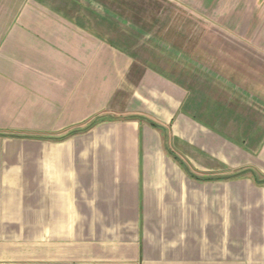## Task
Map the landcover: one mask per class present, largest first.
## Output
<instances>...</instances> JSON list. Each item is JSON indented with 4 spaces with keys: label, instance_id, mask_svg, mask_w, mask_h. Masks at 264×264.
Wrapping results in <instances>:
<instances>
[{
    "label": "crops",
    "instance_id": "obj_1",
    "mask_svg": "<svg viewBox=\"0 0 264 264\" xmlns=\"http://www.w3.org/2000/svg\"><path fill=\"white\" fill-rule=\"evenodd\" d=\"M242 170L264 0H0V264H264Z\"/></svg>",
    "mask_w": 264,
    "mask_h": 264
},
{
    "label": "trees",
    "instance_id": "obj_2",
    "mask_svg": "<svg viewBox=\"0 0 264 264\" xmlns=\"http://www.w3.org/2000/svg\"><path fill=\"white\" fill-rule=\"evenodd\" d=\"M103 118H101V117H99V118H96V120H94V121H92L87 127H85L84 129H82L81 131H86V130H88L90 127H92L93 125H95L98 121H100V120H102ZM154 126H157V127H160L158 124H156V123H153V122H151ZM78 131H80V130H78ZM176 159L178 160V161H180V159L178 158V157H176ZM182 162V161H181ZM182 164L184 165V163L182 162ZM248 172H251L252 174H254V176L256 177V179L258 180V181H263L264 182V179L262 180L260 177H259V175L257 174V173H255L253 170H242V171H239V172H237V173H235V174H233V175H231V176H229V178H236V177H240V176H243V175H245L246 173H248ZM192 174V173H191Z\"/></svg>",
    "mask_w": 264,
    "mask_h": 264
}]
</instances>
